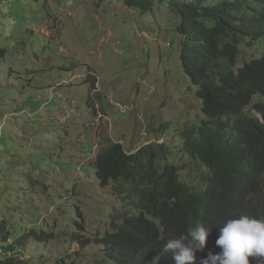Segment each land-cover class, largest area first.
<instances>
[{"label":"rangeland","instance_id":"rangeland-1","mask_svg":"<svg viewBox=\"0 0 264 264\" xmlns=\"http://www.w3.org/2000/svg\"><path fill=\"white\" fill-rule=\"evenodd\" d=\"M157 1L143 11L126 0H0V256L33 234L16 254L32 264H115L73 237L92 241L136 212L131 185L103 188L96 176L113 143L165 146L160 166L178 165L201 189L207 169L182 132L201 125L202 102L179 60L178 19ZM263 54L264 40L244 44L236 70ZM42 231L52 237L38 240Z\"/></svg>","mask_w":264,"mask_h":264},{"label":"trees","instance_id":"trees-1","mask_svg":"<svg viewBox=\"0 0 264 264\" xmlns=\"http://www.w3.org/2000/svg\"><path fill=\"white\" fill-rule=\"evenodd\" d=\"M155 1L126 0L143 11ZM157 3L178 19L173 37L179 43V60L202 102L203 122L184 130L182 139L184 151L207 169L203 185L195 190L182 181L183 170L176 164L161 167L160 152L167 159L170 156L163 145L129 153L123 144L113 143L97 155L96 176L103 188L111 181L131 185L136 196L131 205L136 212L120 220L111 216L112 229L92 241L84 242L79 232L73 237L83 248L102 246L104 262L151 264L164 243L200 223L212 228L205 248L196 251V264H201L209 251L221 252L215 242L224 222L241 214L264 218V102L253 105L256 97L264 98V54L236 70L243 45L250 49L264 40V0ZM77 212L81 216L78 208ZM77 226L75 230H81L83 222ZM29 236L34 235L18 236L13 245L5 247L11 256H0V264H32L16 256ZM35 237L52 235L42 231ZM8 238L5 235L1 241ZM159 264H175L172 254H165Z\"/></svg>","mask_w":264,"mask_h":264},{"label":"clouds","instance_id":"clouds-1","mask_svg":"<svg viewBox=\"0 0 264 264\" xmlns=\"http://www.w3.org/2000/svg\"><path fill=\"white\" fill-rule=\"evenodd\" d=\"M211 230L200 223L189 226L185 234L164 243L151 264H159L167 253L172 254L175 264H196V251L205 248ZM215 243L221 252L214 255L209 251L201 264H250V258L264 264V218L241 214L227 220L219 227Z\"/></svg>","mask_w":264,"mask_h":264}]
</instances>
